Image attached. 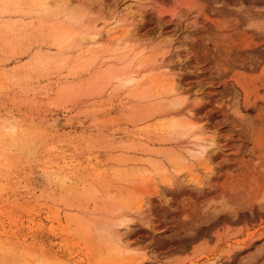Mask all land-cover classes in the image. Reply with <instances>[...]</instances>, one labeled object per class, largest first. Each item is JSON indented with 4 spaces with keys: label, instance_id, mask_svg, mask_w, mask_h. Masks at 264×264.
<instances>
[{
    "label": "rangeland",
    "instance_id": "374dc122",
    "mask_svg": "<svg viewBox=\"0 0 264 264\" xmlns=\"http://www.w3.org/2000/svg\"><path fill=\"white\" fill-rule=\"evenodd\" d=\"M69 1L0 0V264H264V0Z\"/></svg>",
    "mask_w": 264,
    "mask_h": 264
},
{
    "label": "bare ground",
    "instance_id": "6f19581e",
    "mask_svg": "<svg viewBox=\"0 0 264 264\" xmlns=\"http://www.w3.org/2000/svg\"><path fill=\"white\" fill-rule=\"evenodd\" d=\"M69 0H52V2L51 3H53V5L55 6V7H57V11H61V12H63V11H67V13L69 12L70 13V11L71 10H69L68 11V9H70L69 7L71 6V5H69ZM50 2H46V3H44L43 4V7L42 8H49V9H51L50 8V4H51ZM72 3V2H71ZM70 3V4H71ZM52 7V6H51ZM54 7V8H55ZM72 9V8H71ZM45 10V9H44ZM46 11V10H45ZM48 11V10H47ZM50 11V10H49ZM72 12V11H71ZM60 13V12H59ZM69 13H68V15H69ZM74 13V12H73ZM76 15V14H75ZM74 15V16H75ZM70 16L72 17V15L70 14ZM69 16V17H70ZM70 17V18H71ZM76 17V16H75ZM84 17V16H83ZM77 18V17H76ZM82 18V16L80 15V18L79 19H81ZM73 19V18H72ZM75 19V18H74ZM82 20H83V18H82ZM75 21V20H74ZM80 21V20H79ZM106 24V23H105ZM97 25V24H96ZM93 27H95V25L93 26ZM97 27V26H96ZM95 27V28H96ZM98 29V28H97ZM85 32V31H84ZM81 33V34H78V36L76 35L75 37H78L79 38V40L82 42V43H84V44H98L99 43V40H100V36H99V34H98V32H94V31H88V32H86V33ZM76 39V38H75ZM120 40H122V39H117V41H120ZM121 80H123V81H126L128 84H130V83H132V82H135L136 81V78H134V77H132V75H127L126 77H124V79H121ZM126 83V84H127ZM189 136L190 134H186V136ZM187 136V137H188ZM195 147H197V149L196 150H193L194 152H196V153H198V154H200V155H202V156H204V154L207 152V150H206V147H203V146H200V145H197V146H195ZM201 156V157H202ZM122 241L120 240V243H121ZM121 245H122V243H121Z\"/></svg>",
    "mask_w": 264,
    "mask_h": 264
}]
</instances>
